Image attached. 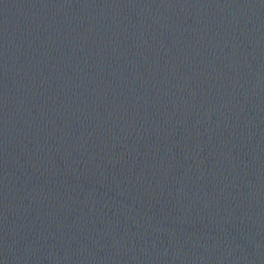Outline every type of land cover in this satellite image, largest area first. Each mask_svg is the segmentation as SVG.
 <instances>
[{
    "label": "water",
    "instance_id": "water-1",
    "mask_svg": "<svg viewBox=\"0 0 264 264\" xmlns=\"http://www.w3.org/2000/svg\"><path fill=\"white\" fill-rule=\"evenodd\" d=\"M0 264H264V0H0Z\"/></svg>",
    "mask_w": 264,
    "mask_h": 264
}]
</instances>
